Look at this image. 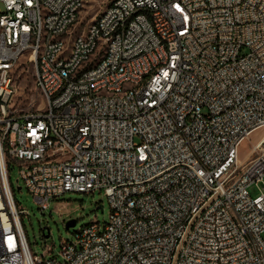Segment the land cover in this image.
<instances>
[{
  "label": "built area",
  "instance_id": "built-area-1",
  "mask_svg": "<svg viewBox=\"0 0 264 264\" xmlns=\"http://www.w3.org/2000/svg\"><path fill=\"white\" fill-rule=\"evenodd\" d=\"M22 66L41 102L16 113ZM262 128L264 0H0V264H264V136L238 158ZM12 162L41 211L104 191L106 223L34 256Z\"/></svg>",
  "mask_w": 264,
  "mask_h": 264
},
{
  "label": "rangeland",
  "instance_id": "rangeland-1",
  "mask_svg": "<svg viewBox=\"0 0 264 264\" xmlns=\"http://www.w3.org/2000/svg\"><path fill=\"white\" fill-rule=\"evenodd\" d=\"M95 8H98L94 4ZM103 11L106 6H102ZM95 10L87 15V23L93 17ZM86 24V21H85ZM20 61H27L21 59ZM15 82L18 91L13 98L11 106L16 113L34 109L41 102V97L34 89V71L22 66L16 73ZM264 136V128L256 130L244 141L238 150V158L241 161L250 159L251 150ZM9 177L11 179L14 200L17 207L26 215L21 217L24 232L30 250L34 256H42L46 260L56 259L61 262L59 256L63 243L75 241L74 234L81 228L93 222H99L102 228L109 215L108 199L104 191H95L89 194L65 193L50 202L48 210L41 211L39 204L34 197L26 190L19 180L18 168L14 162L9 164ZM18 187H21L18 190ZM252 198L264 194V178L257 185L248 188ZM75 220L76 225L68 230L65 223ZM264 240V233L262 234Z\"/></svg>",
  "mask_w": 264,
  "mask_h": 264
},
{
  "label": "bare ground",
  "instance_id": "bare-ground-1",
  "mask_svg": "<svg viewBox=\"0 0 264 264\" xmlns=\"http://www.w3.org/2000/svg\"><path fill=\"white\" fill-rule=\"evenodd\" d=\"M108 13H110V6H106V8L103 11H101V17H108ZM138 19H139V12L128 13V21H136ZM145 85H146V77H139L138 82H134V89H142V86ZM130 88H131V81H124L120 85V95H128ZM42 165H44V157H33L31 160H28L29 168H39ZM120 260H121V253H114L113 261H120Z\"/></svg>",
  "mask_w": 264,
  "mask_h": 264
},
{
  "label": "water",
  "instance_id": "water-1",
  "mask_svg": "<svg viewBox=\"0 0 264 264\" xmlns=\"http://www.w3.org/2000/svg\"><path fill=\"white\" fill-rule=\"evenodd\" d=\"M18 190H20V187H18ZM76 225L75 220H69L65 223V229L68 230L70 228H73Z\"/></svg>",
  "mask_w": 264,
  "mask_h": 264
}]
</instances>
